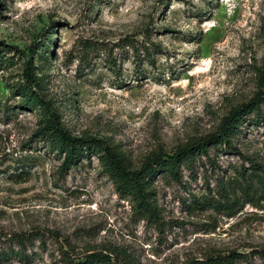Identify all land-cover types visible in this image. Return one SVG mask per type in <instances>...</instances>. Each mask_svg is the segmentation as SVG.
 Instances as JSON below:
<instances>
[{
	"label": "rangeland",
	"instance_id": "1",
	"mask_svg": "<svg viewBox=\"0 0 264 264\" xmlns=\"http://www.w3.org/2000/svg\"><path fill=\"white\" fill-rule=\"evenodd\" d=\"M0 49V250L32 234L25 258L3 264L91 253L199 264L233 252L245 258L237 264H264V188L251 167L264 168V106L232 140L236 151L211 148L180 182L160 175L151 217L118 192L98 154L61 169L64 157L38 134L40 109L15 92L32 57L35 91L65 128L139 170L216 133L264 91V0H0Z\"/></svg>",
	"mask_w": 264,
	"mask_h": 264
},
{
	"label": "trees",
	"instance_id": "2",
	"mask_svg": "<svg viewBox=\"0 0 264 264\" xmlns=\"http://www.w3.org/2000/svg\"><path fill=\"white\" fill-rule=\"evenodd\" d=\"M49 48V47H48ZM47 48V49H48ZM3 52L0 49V71L3 65ZM39 59L44 62L49 57L42 54ZM32 57L25 62L24 84L15 86V92L22 98V106L27 105L40 109V128L38 134L43 141L47 142L50 151L60 157H64L63 170L78 166L82 159L89 158L91 153L98 154L106 174L116 183L118 192L122 195L131 196L137 201V205L143 212L151 217L156 216L157 206H154L153 186L160 175H169L176 181H181L182 168H191L196 159L207 156L211 148L223 146L229 150H235L232 140L237 139L242 133V126L251 115L258 116L264 106V91L260 89L255 97L248 103L234 108L225 117L214 134L201 138L187 144L177 150L173 155L156 153L145 161L139 170H133L126 159L115 147L107 144L106 141L93 137L73 136L62 124L60 113L52 106L51 102L43 100L44 96L42 79L36 74ZM264 76V74H263ZM236 151V150H235ZM253 177L264 188V168L253 163ZM260 171L262 174H259ZM32 234H15L9 239L10 244L5 250H0V264L9 262L12 259L25 258V249L31 243ZM18 247V250H16ZM264 259V251L260 252ZM242 256L232 253L227 256L209 258L199 264H237L244 260ZM68 264H115L110 256L103 253H91L78 260H67Z\"/></svg>",
	"mask_w": 264,
	"mask_h": 264
}]
</instances>
